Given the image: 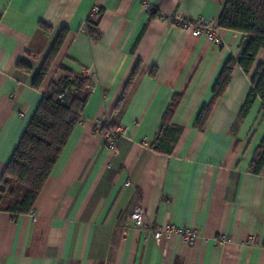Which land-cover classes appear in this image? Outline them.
<instances>
[{
  "label": "crops",
  "instance_id": "crops-1",
  "mask_svg": "<svg viewBox=\"0 0 264 264\" xmlns=\"http://www.w3.org/2000/svg\"><path fill=\"white\" fill-rule=\"evenodd\" d=\"M226 1L0 0V179L62 66L92 77L83 119L34 211H0V264H264V168L259 175L249 171L264 136L259 98L236 124L264 51L249 74L234 67L200 130L198 117L245 36L219 28L215 45L175 22H217ZM96 7L103 9L99 39L86 31ZM64 28V44L35 88ZM20 62L30 71L19 69ZM176 95L182 100L172 124L182 133L171 154L160 153V126ZM104 118L116 119L121 129L113 149L98 131L96 122ZM138 206L146 211L143 229L131 219ZM169 223L194 229L200 238L189 246L178 237L156 240L147 231ZM223 235L226 242L219 241Z\"/></svg>",
  "mask_w": 264,
  "mask_h": 264
},
{
  "label": "trees",
  "instance_id": "trees-1",
  "mask_svg": "<svg viewBox=\"0 0 264 264\" xmlns=\"http://www.w3.org/2000/svg\"><path fill=\"white\" fill-rule=\"evenodd\" d=\"M158 13L153 11L152 17ZM103 9L91 12L86 20V31L89 36L99 39L98 29ZM1 19V15H0ZM179 25V24H178ZM219 28L242 33L245 39L241 45V55L230 58L224 67L213 90V99L205 107L197 121V127L203 130L216 102L222 97L231 81L236 65L249 74L261 51H264V0H227L221 16L217 21ZM45 31L50 28L41 26ZM67 29H62L46 56L45 63L37 74L33 86L39 88L52 67L64 41ZM18 68L26 72L30 68L20 62ZM62 77L51 83L42 101L29 123L12 159L0 179V211L13 216L30 214L38 196L49 179L63 149L66 147L76 126L82 121L84 110L92 92V77L87 73L62 66ZM139 74V67L133 72L126 91L131 89ZM126 94L122 97L115 111L116 119L123 114ZM259 98L264 113V63L260 64L252 78V88L240 110L236 124H239ZM182 95H176L165 114L158 135V146L155 150L171 154L178 141L182 128L172 124L174 114L180 105ZM110 118V128L118 127V121ZM100 133L105 128L98 129ZM264 168V136L250 163L249 171L259 175Z\"/></svg>",
  "mask_w": 264,
  "mask_h": 264
},
{
  "label": "built area",
  "instance_id": "built-area-1",
  "mask_svg": "<svg viewBox=\"0 0 264 264\" xmlns=\"http://www.w3.org/2000/svg\"><path fill=\"white\" fill-rule=\"evenodd\" d=\"M146 9L150 10L149 6L146 5ZM98 8H94L93 12H97ZM175 22L179 24V26L191 32V34L195 37H207L213 44L220 45L221 38L218 34V25L217 22L211 19L206 18H197L195 20L183 19L181 17L175 18ZM241 55V52L239 56ZM98 129L105 128V131L102 133L106 139L108 148L113 149L115 147L116 138L121 134V129L119 127L110 128V119L104 118L97 120L96 122ZM130 183H127V186ZM145 218L146 211L143 206H138L133 213L131 214V219L133 221V225L137 229H143L145 227ZM147 231L156 239L159 240L163 237L171 238L178 237L181 242L193 246L195 242L200 238L198 232L194 229H186L180 228L174 224H164L159 229H153L149 227ZM228 236H221L219 238L220 242H226L228 240ZM251 243L254 240H250Z\"/></svg>",
  "mask_w": 264,
  "mask_h": 264
}]
</instances>
